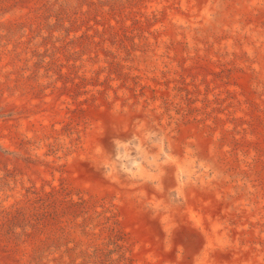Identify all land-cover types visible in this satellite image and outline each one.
<instances>
[{"label": "rangeland", "instance_id": "374dc122", "mask_svg": "<svg viewBox=\"0 0 264 264\" xmlns=\"http://www.w3.org/2000/svg\"><path fill=\"white\" fill-rule=\"evenodd\" d=\"M263 23L264 0H0V264H264Z\"/></svg>", "mask_w": 264, "mask_h": 264}, {"label": "bare ground", "instance_id": "6f19581e", "mask_svg": "<svg viewBox=\"0 0 264 264\" xmlns=\"http://www.w3.org/2000/svg\"><path fill=\"white\" fill-rule=\"evenodd\" d=\"M178 1V0H177ZM205 1V0H204ZM224 4V2H222L221 4H220V9H221V11H220V15H219V17H220V20H221V23H222V25L223 26H228L229 25V23H230V21H231V18H228V12H226L225 10H223V5ZM198 5V4H197ZM8 6V5H7ZM199 6V5H198ZM200 8V7H199ZM198 9V8H197ZM6 10V9H5ZM183 10V9H182ZM5 12V11H4ZM4 12H3V14H4ZM189 14V13H188ZM10 15V14H9ZM195 15H196V13H195ZM12 16V15H11ZM10 16V17H11ZM187 16V15H186ZM8 17V16H7ZM13 19V18H12ZM249 20H250V18H249ZM177 21H178V19H177ZM199 21V20H198ZM253 21V20H252ZM256 21V20H255ZM197 22V21H196ZM251 22V21H250ZM260 22V21H259ZM168 23H170V22H168ZM198 23V22H197ZM264 24V23H263ZM262 24V25H263ZM203 26V25H202ZM195 27V26H194ZM195 29V28H194ZM206 29V28H205ZM205 31V30H204ZM15 32V31H14ZM149 34V33H148ZM245 36V35H244ZM188 38L190 39V40H194L193 42H195V46L194 47H192L193 48V51H194V57H193V59L195 60V62H197V63H199V62H202V59H204V51H203V49H204V45H205V41L206 40H203V39H200V40H195V38H194V36L192 35V34H190V35H188ZM2 39V38H1ZM11 39V38H10ZM198 39V38H197ZM217 42V41H216ZM253 42L251 41V40H249V41H247V43H245V44H243V46L246 48V49H249V48H251L252 46H254V44H252ZM28 44V43H27ZM187 44V43H186ZM212 44V43H211ZM5 45V44H4ZM7 45V44H6ZM159 45V44H158ZM23 46H24V44H23ZM22 46V47H23ZM30 46V45H29ZM26 48V47H25ZM167 48V47H166ZM213 49V48H212ZM31 52V51H30ZM210 52V51H209ZM167 53V52H166ZM214 53V52H213ZM244 54V53H243ZM218 55V54H217ZM161 56V55H160ZM1 57V56H0ZM16 57V56H15ZM190 57H191V55H190ZM9 58V57H8ZM27 58V57H26ZM243 58V57H242ZM10 59V58H9ZM134 59V58H133ZM174 59V58H173ZM206 60V59H205ZM234 60V59H233ZM17 61V60H16ZM177 61V60H176ZM1 62V61H0ZM7 62V61H6ZM179 62V61H178ZM181 63V62H180ZM226 63V62H225ZM251 63H253L252 61H251ZM22 64V63H21ZM200 64V63H199ZM17 65V64H16ZM205 65V64H204ZM4 67V66H3ZM13 67V66H12ZM17 67V66H16ZM164 67V66H163ZM0 68H2L1 66H0ZM184 68V67H183ZM188 68V67H187ZM18 69V68H17ZM20 69V68H19ZM261 71H262V73H264V62H262V64H261ZM14 70V69H13ZM210 72V71H209ZM241 72V71H240ZM260 72V71H259ZM2 73V72H1ZM177 73V72H176ZM252 73V72H251ZM6 74H8V73H6ZM10 74V73H9ZM8 74V75H9ZM16 74V73H15ZM241 74V73H240ZM5 75V74H4ZM257 78V77H256ZM258 79V78H257ZM262 81V80H261ZM242 82V81H241ZM254 86V85H253ZM255 88V87H254ZM234 90V89H233ZM38 91V90H37ZM1 92V91H0ZM241 92V91H240ZM14 94V93H13ZM51 94V93H50ZM257 94H258V92H257ZM15 96H12L11 97V99L13 100V106H11L10 105V107H13V108H17L18 109V105H20V104H26V102L27 103H29V102H31L32 103V101H33V99H35V100H37V102H40L41 101V97L40 96H38L39 95V93L37 92L36 94H32L29 98H26V97H23L22 95H20L18 92H15V94H14ZM256 96V95H255ZM1 97V96H0ZM257 97V96H256ZM233 98V97H232ZM235 98V97H234ZM259 98V97H258ZM5 99V98H4ZM254 99V98H253ZM3 100V99H2ZM1 100V101H2ZM6 101H7V99H6ZM262 101V100H261ZM10 102V101H9ZM31 103H29V104H27V105H32ZM60 103V102H59ZM63 103V102H62ZM248 103V102H247ZM262 103V102H261ZM5 104H7V103H5ZM38 104H40V103H38ZM236 104H238V103H236ZM240 104V103H239ZM257 104V103H256ZM9 105V104H8ZM8 105H7V107H8ZM4 106V105H3ZM24 106V105H23ZM35 106V105H34ZM250 106V105H249ZM36 107V106H35ZM264 107V106H263ZM262 107V108H263ZM20 108V107H19ZM238 108H239V106H238ZM261 108V109H262ZM5 109V108H4ZM7 109V108H6ZM264 111V110H263ZM1 112H3V111H1ZM19 113V112H18ZM233 113V112H232ZM12 114H13V112H12ZM1 115V114H0ZM246 115H248V114H246ZM231 116V115H230ZM2 117V116H1ZM229 117V116H228ZM247 117V116H246ZM8 118V117H7ZM17 118V117H16ZM14 119H15V117H14ZM45 119V120H44ZM41 120H43V121H52L53 120V116H49L48 114H45L44 116H43V119H41ZM232 120V119H231ZM233 121V120H232ZM242 122H244V121H242ZM237 123V122H236ZM215 125V124H214ZM21 128V127H20ZM250 128V127H249ZM213 130V129H212ZM253 133V132H252ZM243 134V133H242ZM244 134H246V133H244ZM251 134V133H250ZM253 134H255V133H253ZM240 135V134H239ZM5 137V136H4ZM9 137V136H8ZM232 137V136H231ZM242 137V136H241ZM218 139V138H217ZM225 139V138H224ZM249 139V138H248ZM252 139V138H251ZM233 140V139H232ZM231 140V141H232ZM256 140V139H255ZM260 140V139H259ZM245 141V140H244ZM252 141V140H251ZM261 141V140H260ZM259 142V141H258ZM236 143V142H235ZM257 143V142H256ZM260 143V142H259ZM245 145V144H244ZM2 146L3 147H9L10 149H12V150H15V152L16 153H20V151H24V149H23V146L20 144V141L17 139V138H12V139H9L7 142H4L3 144H2ZM1 146V147H2ZM255 147V146H254ZM253 147V148H254ZM220 149V148H219ZM233 149V148H232ZM237 149V148H236ZM255 150V149H254ZM9 151V150H8ZM226 151V150H225ZM24 152H26V151H24ZM230 152H232V151H230ZM12 153V152H11ZM242 153V152H241ZM39 154H41V155H43V152H39ZM22 155V154H21ZM27 155V154H26ZM2 156H4V155H2ZM25 156V155H24ZM36 157V156H35ZM38 157V156H37ZM4 158V157H3ZM14 158L16 159L15 160V164L18 166V164H19V162H21V164L19 165V167H22V168H25V164H27V163H23L22 161H20L19 160V158L17 159L15 156H14ZM22 159V158H21ZM252 160V159H251ZM261 160V159H260ZM27 162V161H26ZM228 163V162H227ZM32 165V164H31ZM49 166V165H48ZM21 168V169H22ZM67 168L68 169H70V170H72L74 173L76 172L77 173V176L79 177V178H84V174L85 173H83L82 172V170H81V167H78L77 165H72V166H70V165H67ZM237 168V167H236ZM35 169V168H34ZM36 170H37V172L38 173H40V174H44V175H50L51 173H52V171L51 170H49V169H44V168H42L40 165H38L37 166V168H36ZM85 170V169H84ZM20 171V170H19ZM24 171V170H23ZM89 171V170H88ZM59 172V171H58ZM244 173V172H243ZM255 174V173H254ZM259 174V173H258ZM37 175V174H36ZM238 175V174H237ZM260 175V174H259ZM93 176V175H92ZM100 176V175H99ZM99 176H97V178H100ZM43 177V176H42ZM247 178V177H246ZM34 179V178H33ZM261 180V179H260ZM232 181V180H231ZM44 184L47 182V181H42ZM259 182V181H258ZM227 183V182H226ZM257 185V184H256ZM259 185V184H258ZM252 187V186H251ZM258 187V186H257ZM260 188H262V186L260 187ZM156 189V188H155ZM114 190H116L115 188L112 190V193L114 194V195H116V194H119L120 192L119 191H114ZM262 190V189H261ZM264 191V190H263ZM256 192V191H255ZM260 192V191H259ZM204 194V193H203ZM154 195H156L155 193H154ZM262 195H263V193H262ZM254 196V195H253ZM117 197H118V195H117ZM257 200V199H256ZM220 206V205H219ZM131 209L130 208H128V207H121V211L122 212H124L125 214L126 213H129V211H130ZM213 210V209H212ZM213 212V211H212ZM141 214H143V213H141ZM148 214V213H147ZM157 214V213H156ZM191 213H189L188 215H190ZM135 216H140L138 213H136L135 214ZM190 216H192V215H190ZM168 217H169V215H168ZM195 217V222H196V226H200L201 225V221H202V216L201 215H195L194 216ZM173 218H174V220H176V221H179V220H181V218H180V216L179 215H176V214H174L173 215ZM147 220V219H146ZM155 223H157V222H155ZM153 224V223H152ZM148 225V224H147ZM154 225V224H153ZM182 225V224H181ZM180 225V226H181ZM151 228V227H150ZM186 228V227H185ZM198 228V227H197ZM192 231L194 230V232L196 231L195 229H191ZM180 231V230H179ZM189 232V231H188ZM237 232V231H236ZM181 234V233H180ZM148 235V234H147ZM150 238H151V236H150ZM251 238V237H250ZM153 241V240H152ZM259 242V241H258ZM199 245V244H198ZM158 246V245H157ZM156 246V247H157ZM210 246H211V244H210ZM217 252V251H216ZM246 252V251H245ZM244 253V252H243ZM143 254L144 253H139L138 255H137V257L138 258H141L142 256H143ZM174 254V253H173ZM216 256H220V254L219 253H216ZM227 256V255H226ZM246 257V256H245ZM223 258V257H222ZM238 263V262H237ZM189 264V263H188ZM206 264H210L209 262H207Z\"/></svg>", "mask_w": 264, "mask_h": 264}]
</instances>
